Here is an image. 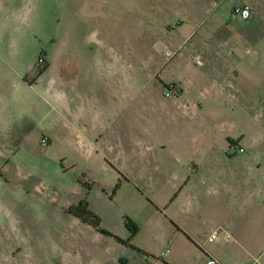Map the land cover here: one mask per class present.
I'll return each mask as SVG.
<instances>
[{"label": "rangeland", "instance_id": "1", "mask_svg": "<svg viewBox=\"0 0 264 264\" xmlns=\"http://www.w3.org/2000/svg\"><path fill=\"white\" fill-rule=\"evenodd\" d=\"M3 2L1 264H97L108 254L138 264L180 251L181 264H201L202 248L224 264L263 259L264 11L244 29L217 11L202 28L210 30V43L197 48L202 67L185 70L187 46L159 74L156 64L174 49L149 42L168 0ZM43 58L52 65L36 93L18 92L25 77L39 78ZM56 75L68 80L71 106L98 114L100 151L115 127L138 159L97 156L89 142L59 136L43 92ZM83 201L99 230L75 217Z\"/></svg>", "mask_w": 264, "mask_h": 264}, {"label": "crops", "instance_id": "2", "mask_svg": "<svg viewBox=\"0 0 264 264\" xmlns=\"http://www.w3.org/2000/svg\"><path fill=\"white\" fill-rule=\"evenodd\" d=\"M236 5L248 6L251 9V18L249 21L243 22L245 23L244 25L241 24L242 29L248 27V25L252 22H254L253 24L259 22L261 17L260 11H264V0H168V3H165V5L162 6V9L159 11V15L161 16V24L159 26L160 34L156 39H152L151 43L149 42V47H161L163 50L167 47H171L174 50L171 52V54L169 53V56H167L168 59H165V61L162 63L160 62L156 64L155 71H158L160 74V72L170 63V61L174 59V56L180 54L181 49L187 46H189L190 50L185 54L188 59V62L184 66L185 70L192 73L195 72L196 69L191 68L190 63L193 65L197 64L202 67V64L204 63H201L200 58L202 57L199 58V52L197 51V48L206 46L210 43V30L208 32L206 29H202L207 18L209 19V17H213L217 11H223V14L229 22L232 20L238 21L231 15V10ZM158 7H160V5ZM0 11H10L7 5L4 7L3 0L0 2ZM170 22H172V24H170ZM238 22L241 23V21ZM199 33L200 39L195 42L194 38ZM43 60L47 64V69L42 74H40L38 79L35 81L33 80V82H29L30 78L25 77L21 85H16L18 92L28 89L29 92L31 91V93H36L35 85L40 82L43 76L48 74V70L52 65L51 62H49V59L43 58ZM67 82L68 80H63L59 75H56L49 79L48 87L43 90L48 113H50V115L53 114V117L57 116L60 119L59 127L61 129L58 130L59 136L69 139L76 138L75 140L79 146H83V143L89 142L91 147L96 150L95 154L97 156H99V153H102L103 157L111 156L113 159H118L113 157L115 156L114 154H116L118 157H121V160L138 159L136 156L139 155L138 153L127 154L129 149L126 148V145L131 144V141L129 138H127L122 129H116L115 127L109 129V132H107L103 138L104 145L100 151V148H98V142L95 145L96 139H98V141L102 139V137L99 135V125L101 123L94 117L98 116V114L95 110H92L91 105L89 107H85L84 105L71 106V99L69 97L70 89L66 86ZM172 83L174 84V82ZM90 115H92V117H90ZM141 134L143 136V127L141 129ZM138 143L142 144L143 140L137 139L136 144ZM146 149L149 150L150 147H147ZM172 154L177 155L178 157L179 152H176V154L172 152ZM75 220L77 223L78 219L75 218ZM186 235L189 237V241L192 243V238L188 234ZM192 244L194 245V243ZM195 247L199 250L198 246ZM200 253L202 256L201 264H204L205 255L202 250H200ZM178 254L179 255L175 256V258H169V260H166L165 262H160L157 259L152 261L148 258V260L144 262L140 261L138 264H181L180 257L182 256V252L180 251ZM146 257H149V255L146 254ZM3 259H5L4 256L0 254V264L2 263ZM234 259L236 258L233 257L228 264H234ZM96 262L97 264H116L119 263V258L115 257L113 254H108L106 259H100ZM63 263L72 264L67 258L62 261V264Z\"/></svg>", "mask_w": 264, "mask_h": 264}, {"label": "built area", "instance_id": "3", "mask_svg": "<svg viewBox=\"0 0 264 264\" xmlns=\"http://www.w3.org/2000/svg\"><path fill=\"white\" fill-rule=\"evenodd\" d=\"M231 15L234 19L241 21V22H247L251 18V11L248 6H236L232 9ZM169 56V54H166ZM39 62H42L39 60ZM238 152H242V150L239 148ZM220 232L213 231L209 237V242L215 240ZM229 239V236L227 235L226 240ZM202 252L205 255V263L204 264H222L221 260L217 257L216 253L202 248ZM167 252L163 253L161 255V259H164L167 256ZM261 257V256H260ZM260 257H256L255 259L251 260L250 264H264V260Z\"/></svg>", "mask_w": 264, "mask_h": 264}, {"label": "trees", "instance_id": "4", "mask_svg": "<svg viewBox=\"0 0 264 264\" xmlns=\"http://www.w3.org/2000/svg\"><path fill=\"white\" fill-rule=\"evenodd\" d=\"M47 69V65L43 68V70L40 71V74H42ZM75 209V217L80 219L83 223L88 224L89 226L93 227L94 229L99 230L100 227V219L88 209V205L86 202H80ZM130 225H126L127 228L130 231L131 238H134L135 234L138 231V228L135 226L134 223L129 221Z\"/></svg>", "mask_w": 264, "mask_h": 264}]
</instances>
